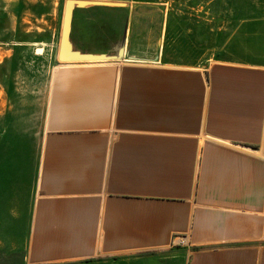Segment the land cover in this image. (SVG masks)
<instances>
[{"label":"crops","instance_id":"1","mask_svg":"<svg viewBox=\"0 0 264 264\" xmlns=\"http://www.w3.org/2000/svg\"><path fill=\"white\" fill-rule=\"evenodd\" d=\"M133 15L74 11L122 60L0 30V264H264V66L168 64Z\"/></svg>","mask_w":264,"mask_h":264},{"label":"rangeland","instance_id":"2","mask_svg":"<svg viewBox=\"0 0 264 264\" xmlns=\"http://www.w3.org/2000/svg\"><path fill=\"white\" fill-rule=\"evenodd\" d=\"M68 1L85 2V8L148 3L151 9L162 10L163 15H133V20L138 29L160 34L156 57L162 56L171 65L202 67L228 62L264 66V0H0V30L56 31L61 41ZM92 10L96 15V8ZM87 18H82L84 24ZM60 47L61 42L59 53Z\"/></svg>","mask_w":264,"mask_h":264},{"label":"water","instance_id":"3","mask_svg":"<svg viewBox=\"0 0 264 264\" xmlns=\"http://www.w3.org/2000/svg\"><path fill=\"white\" fill-rule=\"evenodd\" d=\"M87 4L81 1H68L64 18V30L62 33L59 61H96V60H122L123 39L119 52L115 56H93L82 54L75 50L71 40V24L74 8H84Z\"/></svg>","mask_w":264,"mask_h":264},{"label":"built area","instance_id":"4","mask_svg":"<svg viewBox=\"0 0 264 264\" xmlns=\"http://www.w3.org/2000/svg\"><path fill=\"white\" fill-rule=\"evenodd\" d=\"M176 243H178V244H184V239L183 238H178V240L176 241Z\"/></svg>","mask_w":264,"mask_h":264}]
</instances>
